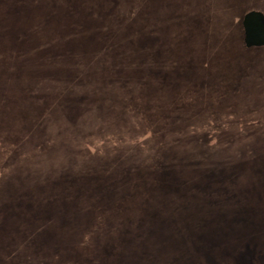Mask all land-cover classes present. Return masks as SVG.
I'll return each instance as SVG.
<instances>
[{
	"label": "rangeland",
	"instance_id": "rangeland-1",
	"mask_svg": "<svg viewBox=\"0 0 264 264\" xmlns=\"http://www.w3.org/2000/svg\"><path fill=\"white\" fill-rule=\"evenodd\" d=\"M264 0H0V264H264Z\"/></svg>",
	"mask_w": 264,
	"mask_h": 264
},
{
	"label": "water",
	"instance_id": "water-1",
	"mask_svg": "<svg viewBox=\"0 0 264 264\" xmlns=\"http://www.w3.org/2000/svg\"><path fill=\"white\" fill-rule=\"evenodd\" d=\"M243 43L246 48L264 46V13L251 10L243 14L241 19Z\"/></svg>",
	"mask_w": 264,
	"mask_h": 264
}]
</instances>
